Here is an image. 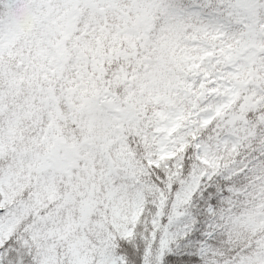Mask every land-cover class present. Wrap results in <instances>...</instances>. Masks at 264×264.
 I'll return each instance as SVG.
<instances>
[{"label": "snow or ice", "instance_id": "1", "mask_svg": "<svg viewBox=\"0 0 264 264\" xmlns=\"http://www.w3.org/2000/svg\"><path fill=\"white\" fill-rule=\"evenodd\" d=\"M0 264H264V0H0Z\"/></svg>", "mask_w": 264, "mask_h": 264}]
</instances>
